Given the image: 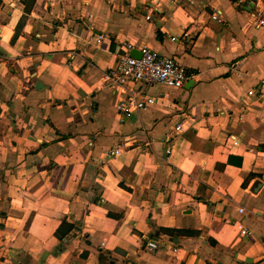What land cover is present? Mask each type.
<instances>
[{
    "label": "crops",
    "instance_id": "0c3cea01",
    "mask_svg": "<svg viewBox=\"0 0 264 264\" xmlns=\"http://www.w3.org/2000/svg\"><path fill=\"white\" fill-rule=\"evenodd\" d=\"M260 20L264 0H0V264H264ZM143 47L188 78L135 85L157 102L122 116L104 74Z\"/></svg>",
    "mask_w": 264,
    "mask_h": 264
},
{
    "label": "built area",
    "instance_id": "2783aa9c",
    "mask_svg": "<svg viewBox=\"0 0 264 264\" xmlns=\"http://www.w3.org/2000/svg\"><path fill=\"white\" fill-rule=\"evenodd\" d=\"M216 17L213 16V19ZM259 27H264V21L260 20ZM177 38H172L176 40ZM188 75L185 68L173 57H166L155 51L143 47L140 49V57L135 58L128 54L120 57L117 65L104 74L105 85L113 93L120 96L117 111L120 115H126L131 109L141 110L156 104L157 99L149 96H138L135 85L144 87L164 86L169 89H181ZM260 91L264 93V78L259 82ZM180 130V127H177ZM120 150L111 151L109 154L119 155ZM169 154L170 151H167ZM239 213L243 209L238 210ZM241 235H249L243 225L237 224ZM159 245L156 240L149 239L144 249L154 252Z\"/></svg>",
    "mask_w": 264,
    "mask_h": 264
},
{
    "label": "trees",
    "instance_id": "16d2710c",
    "mask_svg": "<svg viewBox=\"0 0 264 264\" xmlns=\"http://www.w3.org/2000/svg\"><path fill=\"white\" fill-rule=\"evenodd\" d=\"M100 203H101V201H100ZM71 229H73V227L68 226V230H66L63 234H61L60 231H58V230L55 232V234L60 241H63V239L65 238V236H67L69 234Z\"/></svg>",
    "mask_w": 264,
    "mask_h": 264
},
{
    "label": "water",
    "instance_id": "95a60500",
    "mask_svg": "<svg viewBox=\"0 0 264 264\" xmlns=\"http://www.w3.org/2000/svg\"><path fill=\"white\" fill-rule=\"evenodd\" d=\"M140 56H136L135 58H139ZM257 187H259V183H257V185H256Z\"/></svg>",
    "mask_w": 264,
    "mask_h": 264
}]
</instances>
